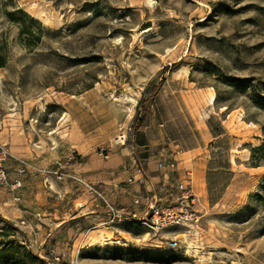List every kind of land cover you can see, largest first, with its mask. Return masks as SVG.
Here are the masks:
<instances>
[{
    "label": "rangeland",
    "instance_id": "obj_1",
    "mask_svg": "<svg viewBox=\"0 0 264 264\" xmlns=\"http://www.w3.org/2000/svg\"><path fill=\"white\" fill-rule=\"evenodd\" d=\"M0 143L9 170H47L20 204L0 197V264H264V0H0ZM168 146L198 228L87 236L83 187L55 163L114 178L118 158L153 171Z\"/></svg>",
    "mask_w": 264,
    "mask_h": 264
},
{
    "label": "built area",
    "instance_id": "obj_2",
    "mask_svg": "<svg viewBox=\"0 0 264 264\" xmlns=\"http://www.w3.org/2000/svg\"><path fill=\"white\" fill-rule=\"evenodd\" d=\"M122 129H119L121 131ZM131 127L124 129L125 133H121L116 137V142L124 145L130 135ZM131 150H134L131 148ZM177 151L160 150L156 154V170L162 173L163 178L167 179L170 174L175 175V179L171 184L153 183L147 180V173L143 166L135 157H131L126 168L133 172V175L126 179L129 184L136 183L145 186L150 191V196L146 197V204L137 212L134 209L141 208V200L135 198L132 200V209L121 208L114 204L102 190H99L94 184L86 181L77 174L69 173L66 168L67 163L56 162L55 170L51 173L57 180L71 178L77 185L96 199L103 208L101 215H96L92 219V223L87 228V232L98 229H114L119 225H138L145 229L146 235H152L157 238L159 234L170 228H185L188 232L193 228H198L199 213L195 209L196 195L193 190L191 168L179 167L181 163L177 158ZM9 157V152L4 145L0 143V189L11 195L13 203L21 202L20 189L23 187L22 178L25 177L30 170L47 173V170L35 169L26 161L18 159L14 176L12 177L5 162ZM49 173V172H48ZM160 184V185H159ZM161 241V240H159ZM168 249H177V239H169L165 242Z\"/></svg>",
    "mask_w": 264,
    "mask_h": 264
},
{
    "label": "crops",
    "instance_id": "obj_3",
    "mask_svg": "<svg viewBox=\"0 0 264 264\" xmlns=\"http://www.w3.org/2000/svg\"><path fill=\"white\" fill-rule=\"evenodd\" d=\"M162 149H166L167 151H175L170 149V147H165ZM161 149V150H162ZM196 150V149H194ZM159 151H157L155 154H153L152 156V160H153V171H151L148 167H146L145 171L147 173V180L150 182H153L155 184L160 183L163 185L166 184H171L174 179H175V175L174 174H170L167 179L163 178L162 173H159L156 170V154ZM190 152V151H188ZM188 152H183L188 153ZM180 154V153H179ZM130 160V159H129ZM139 160V159H137ZM128 162L126 161L124 163V161L121 160V158L116 160V165L122 164L121 168L123 169L121 173L117 174L116 177L111 178L110 173L106 172L105 170L102 171H96L97 169L91 167L90 164H86L85 167H79V165L81 164H71L69 165V170H72L73 172H75L77 175H81V174H85L83 175L85 180L94 184L96 187L99 183H101L102 185L100 186L99 190H102L105 195L114 203L116 204L118 207L121 208H129L132 209L131 203L132 200L135 198H139L141 200V208L140 209H134L137 212H139L143 206L146 204V197L150 196V191L147 187L136 184V183H132L129 184L126 182V179L130 176L133 175V172L129 169L126 168V164ZM181 164V163H180ZM7 170L9 172V174L13 177L14 176V171L15 168L12 169L13 171L9 170V167H7ZM81 168V169H80ZM84 168V171H81ZM84 172V173H83ZM150 173H153V175H151ZM28 176H25L22 178L23 181V187L20 189V195H21V201L23 199V197L25 196V190H23V188L25 187V181L27 179ZM120 182H124L125 185L121 186ZM159 184V185H160ZM72 184L70 185V194H72ZM79 186V185H77ZM81 187V186H79ZM78 190H80V193L78 194V197L75 198L74 201H77L81 198H85L86 202L83 204H79V205H75V210L79 212L85 211L87 212V219L88 221H86L87 223H92V219L93 217H95L96 215H101L103 212V208L101 207V204L96 200L93 199L91 196L88 195V193L83 189V188H78L75 190V192H77ZM0 197L4 198H10L11 199V195L9 193H7L6 191L0 189ZM12 201V199H11ZM13 202V201H12ZM20 204V203H19ZM35 208V207H34ZM36 210V208H35ZM22 213H29L27 211H21ZM30 213H32V211L30 210ZM104 231L102 233H111L113 234L112 230H108V229H98V230H93L90 231L87 236H90L92 233L94 232H100V231Z\"/></svg>",
    "mask_w": 264,
    "mask_h": 264
},
{
    "label": "trees",
    "instance_id": "obj_4",
    "mask_svg": "<svg viewBox=\"0 0 264 264\" xmlns=\"http://www.w3.org/2000/svg\"><path fill=\"white\" fill-rule=\"evenodd\" d=\"M21 33L24 34V31L21 30ZM145 120H146V113L145 112H143V113L137 112L133 118V130H137L141 126H143L145 123ZM0 222L11 225L10 221L4 219L1 215H0ZM19 247L23 249V247L21 245H19Z\"/></svg>",
    "mask_w": 264,
    "mask_h": 264
},
{
    "label": "bare ground",
    "instance_id": "obj_5",
    "mask_svg": "<svg viewBox=\"0 0 264 264\" xmlns=\"http://www.w3.org/2000/svg\"><path fill=\"white\" fill-rule=\"evenodd\" d=\"M214 101H212V98L210 99V104H212Z\"/></svg>",
    "mask_w": 264,
    "mask_h": 264
}]
</instances>
